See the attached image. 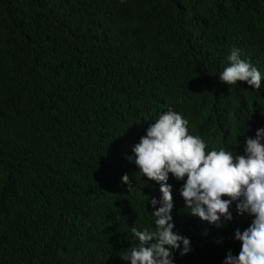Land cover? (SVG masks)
<instances>
[{
    "label": "trees",
    "instance_id": "16d2710c",
    "mask_svg": "<svg viewBox=\"0 0 264 264\" xmlns=\"http://www.w3.org/2000/svg\"><path fill=\"white\" fill-rule=\"evenodd\" d=\"M233 48L259 90L219 80ZM169 108L211 147L264 128V0H0V264H129L162 194L128 157ZM168 184L193 241L173 264L238 256L235 225L212 232Z\"/></svg>",
    "mask_w": 264,
    "mask_h": 264
},
{
    "label": "clouds",
    "instance_id": "9594fccd",
    "mask_svg": "<svg viewBox=\"0 0 264 264\" xmlns=\"http://www.w3.org/2000/svg\"><path fill=\"white\" fill-rule=\"evenodd\" d=\"M228 60L230 66L221 72V82L228 86L244 82L260 89L261 72L241 59L239 49H231ZM132 153L128 160L138 168L137 176L159 184L162 197L156 193L150 200L152 206L146 209L144 218L151 213L154 228H131L138 244L126 251L125 261L173 264L172 249H180L182 243L181 255H186L193 248V241L173 231L178 211L173 210L172 188L168 184L171 174L181 182L176 188L185 209H190V215L198 217L202 225L221 233L224 224L235 225L231 236L241 243V249L238 256L229 251L224 264H264V128L258 129L239 150L224 140L211 147L189 132L187 119L169 108L149 124ZM122 181L132 187L127 174Z\"/></svg>",
    "mask_w": 264,
    "mask_h": 264
}]
</instances>
